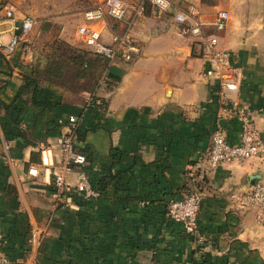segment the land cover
<instances>
[{
    "label": "crops",
    "instance_id": "obj_1",
    "mask_svg": "<svg viewBox=\"0 0 264 264\" xmlns=\"http://www.w3.org/2000/svg\"><path fill=\"white\" fill-rule=\"evenodd\" d=\"M123 1L132 6L140 0ZM169 1L160 17L145 5L140 15L133 17L128 10L114 25V32L130 26L139 52L128 62L108 64L93 95L103 106L86 104L87 91L72 93L45 82L38 85L34 99L48 105L22 106L17 100L19 112L0 108V227L18 236L23 221L27 231L40 233L38 244L23 256L20 239L3 241V248L9 245L7 264H264V213L236 210L229 199L231 193L250 187L247 178L252 174L258 176L256 183L264 184V159L214 168L205 161L215 125L229 143L237 142V108L245 109L264 141V0ZM81 6L75 7L80 18L88 8L86 3ZM14 7L11 20L0 13L3 42L22 16ZM189 7L206 23L218 10L228 13L222 30L202 28V35L213 34L217 47L226 50L238 68L236 89L219 95L226 113L214 93L216 86L204 77L209 63L200 56V37L184 35L173 19L174 13H187ZM54 20L66 36L68 20ZM38 31L37 23L27 41L32 44ZM107 34L104 30L105 42ZM26 47L20 40L8 58L0 54L4 104L13 100L22 76L30 72L33 50L25 52ZM68 115L76 117L73 140L86 156L85 171L101 189L96 200L77 199L76 212L54 207L40 177L26 174L37 161L38 149L54 147L57 136L67 132ZM108 174L112 178L103 183ZM74 177L71 172L66 180L73 183ZM6 183L15 190L10 199ZM191 191L199 195L193 234L166 217L168 203Z\"/></svg>",
    "mask_w": 264,
    "mask_h": 264
},
{
    "label": "built area",
    "instance_id": "obj_2",
    "mask_svg": "<svg viewBox=\"0 0 264 264\" xmlns=\"http://www.w3.org/2000/svg\"><path fill=\"white\" fill-rule=\"evenodd\" d=\"M148 5L154 17H160L170 7L169 0H140L130 6L123 0H101L95 5L84 9L80 22L75 26L72 34V43L76 46L93 51L108 60V64L115 60L128 62L139 52L130 26H125L121 31L114 32V25L123 21L128 10L134 16L140 15ZM15 7L11 3L0 1V13L4 19L14 18ZM193 7L187 13L178 11L174 13L175 22L182 25L180 28L184 35L200 37L202 51L201 58L209 63L204 72V77L216 86L215 94L222 101L221 111L227 112L223 100L219 96L224 90H235L238 84V68L230 60L226 50L217 47L213 34L202 35V28L210 25L215 30H222L228 19V13L218 10L209 22L201 21ZM2 19H0L1 22ZM37 21L30 15H22L15 32L11 33L5 42L1 39L0 54L8 58L18 42L27 41V34L36 26ZM107 31V42L104 40L103 31ZM22 37V38H21ZM25 50H28L27 47ZM103 73L99 79L102 82ZM94 102L99 107L103 106L100 99L93 100V94H87L85 103ZM233 116L239 126V135L236 143H229L224 131L215 125L210 132V144L206 151L205 161L209 168L230 161L243 162L256 157L264 159V141L248 113L243 108H237ZM63 119H58L62 123ZM67 132L57 136L55 146L44 145L38 149L37 161L29 165L26 174L30 177H40L48 197L54 207L68 211H78L80 205L77 199L96 200L101 195V189L90 180L85 171L86 156L74 144V131L76 117H66ZM73 172V183L66 180L67 174ZM230 206L236 210L255 209L264 213V184L255 183L247 190L231 193ZM199 210V195L195 191L184 194L180 199L171 200L166 207V217L181 225L185 233L193 234L197 230V215ZM40 233L37 229L29 231L26 239L27 245L34 247L38 244ZM3 233L0 230V262L8 263V258L2 252ZM21 264H26L24 260Z\"/></svg>",
    "mask_w": 264,
    "mask_h": 264
},
{
    "label": "trees",
    "instance_id": "obj_3",
    "mask_svg": "<svg viewBox=\"0 0 264 264\" xmlns=\"http://www.w3.org/2000/svg\"><path fill=\"white\" fill-rule=\"evenodd\" d=\"M49 27L52 26L45 25L43 23H41L40 26V28L44 30L49 29ZM66 48L67 49H64L60 45L52 47V49L50 48V51L53 50L51 55L50 53H48V55H45L44 53H40L42 51L39 52L32 49L33 56L29 66V74L22 76L23 84L15 93L13 100L8 104H4L0 101V108L3 109L5 113H7L10 109H12L14 112H19V108L14 104L17 100L22 106L27 102L34 105H48L49 103L41 104L34 99L35 93L38 89V85L45 82L60 86L72 93L87 91L88 93L94 95L100 84L99 79L108 66V60L100 54L87 49H83L80 47L73 48L70 46H66ZM58 50H60V53H54ZM63 66H70L72 68L71 70L73 72V79L77 81L89 79V83L85 86H79L74 89L68 88L65 84H56L55 82H53V79H57L59 76H61L60 70ZM40 74L47 75L46 79H40ZM100 101L103 103L102 99H100ZM111 178L112 174H108L104 176L101 181L103 183H107ZM4 190L6 192V199H10L11 197L15 196V190L12 185L6 183L4 185ZM22 222L19 223L21 232L18 234V236L15 232L3 229L2 227H0V230L3 233V240H6V243H10V240H21L20 255L23 256V254L26 253L29 248L26 243L29 231L24 228L25 224L24 222ZM8 246H5V248L2 247V251H4V254L5 250L9 249Z\"/></svg>",
    "mask_w": 264,
    "mask_h": 264
},
{
    "label": "rangeland",
    "instance_id": "obj_4",
    "mask_svg": "<svg viewBox=\"0 0 264 264\" xmlns=\"http://www.w3.org/2000/svg\"><path fill=\"white\" fill-rule=\"evenodd\" d=\"M1 2L10 1L13 5H16V9H19L22 12V15H30L34 17L38 23V34L36 39L32 44L28 41L24 42V47L27 46L28 51L34 49L36 51H42L48 55L50 48L60 45L64 49H67L66 46L75 47L78 46L72 44L71 38L74 32L75 26L78 23L80 14V9H75L76 6L82 7L81 4L90 6L94 0H0ZM85 6V7H86ZM82 10V9H81ZM54 19H66L68 20V33L66 36L62 35V25L58 22H55ZM41 23L49 25V29L40 28ZM71 26V28H70ZM47 37V39H46ZM66 45V46H65ZM47 46V47H46ZM26 49V48H25ZM60 50L54 53H60ZM26 52V50H25ZM55 56V55H54ZM52 59V57H51ZM70 66H63L60 70L61 76L57 79H53V82L56 84H65L68 88L74 89L79 86H85L89 83V79L75 80L73 79V72ZM47 75L40 74V79L45 80ZM78 85V86H76Z\"/></svg>",
    "mask_w": 264,
    "mask_h": 264
},
{
    "label": "water",
    "instance_id": "obj_5",
    "mask_svg": "<svg viewBox=\"0 0 264 264\" xmlns=\"http://www.w3.org/2000/svg\"><path fill=\"white\" fill-rule=\"evenodd\" d=\"M248 183L250 184V186L254 185L258 179V176L255 174H252L250 176H248Z\"/></svg>",
    "mask_w": 264,
    "mask_h": 264
}]
</instances>
